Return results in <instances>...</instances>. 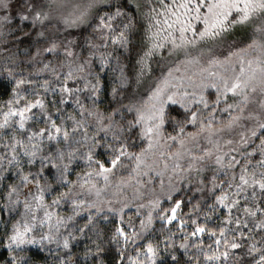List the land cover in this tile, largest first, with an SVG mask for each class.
Masks as SVG:
<instances>
[{"label":"snow or ice","instance_id":"snow-or-ice-1","mask_svg":"<svg viewBox=\"0 0 264 264\" xmlns=\"http://www.w3.org/2000/svg\"><path fill=\"white\" fill-rule=\"evenodd\" d=\"M0 264H264V0H0Z\"/></svg>","mask_w":264,"mask_h":264}]
</instances>
